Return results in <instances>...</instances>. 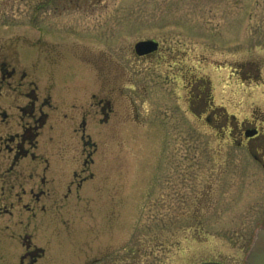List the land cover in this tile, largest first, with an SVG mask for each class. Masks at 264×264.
<instances>
[{"label": "rangeland", "instance_id": "1", "mask_svg": "<svg viewBox=\"0 0 264 264\" xmlns=\"http://www.w3.org/2000/svg\"><path fill=\"white\" fill-rule=\"evenodd\" d=\"M115 31L117 46L105 39ZM146 38L162 59L132 57ZM37 39L81 42L88 59L119 62L109 83L117 146L111 124L101 127V166L80 199L30 221L31 243L45 253L37 264H244L264 227V168L228 128L222 138L197 115L207 93L222 119L264 136V0H0V66L33 77ZM97 65H82L88 85ZM249 148L264 161V143ZM22 238L0 233V264H18Z\"/></svg>", "mask_w": 264, "mask_h": 264}, {"label": "flooded vegetation", "instance_id": "2", "mask_svg": "<svg viewBox=\"0 0 264 264\" xmlns=\"http://www.w3.org/2000/svg\"><path fill=\"white\" fill-rule=\"evenodd\" d=\"M106 38L117 46L119 31L110 32ZM39 39L32 43L31 56L27 58L32 62L33 77L28 78L26 71L19 72L6 61L0 66V233L23 236L25 250L18 264H37L45 255L43 249L31 243L27 232L38 212L60 209L72 199H80L84 186L96 177L101 166L98 157L101 127L111 124V146L114 149L117 146L118 90L115 85L110 86L113 74L110 71H115L118 59L114 60L112 53L111 57L101 54L98 60L88 59L81 42L67 40L62 44ZM144 40L156 42V49L138 56L135 42L132 57L162 59L160 43L150 38L139 41ZM88 61L98 64L99 70L98 78L89 85L82 66ZM180 74L176 71L175 75ZM200 97L198 94L197 98ZM175 98L179 101L178 95ZM204 99V108L197 116H204V122L219 131L222 138H226L224 131L228 128L227 139L249 149L252 159L264 168L262 157L249 148L264 143L260 130L255 125L247 128L244 123L238 126L227 117L222 119L226 116L224 109L213 106L207 93ZM116 154L111 162L113 167L117 163ZM4 217L11 224L4 223ZM18 226L26 231L17 232ZM104 259L105 256L95 259L93 264Z\"/></svg>", "mask_w": 264, "mask_h": 264}, {"label": "water", "instance_id": "3", "mask_svg": "<svg viewBox=\"0 0 264 264\" xmlns=\"http://www.w3.org/2000/svg\"><path fill=\"white\" fill-rule=\"evenodd\" d=\"M157 43L152 40L139 41L135 44V52L143 56L156 49ZM246 264H264V227H259L252 239L251 245L245 256ZM201 264H221L218 262H204Z\"/></svg>", "mask_w": 264, "mask_h": 264}]
</instances>
